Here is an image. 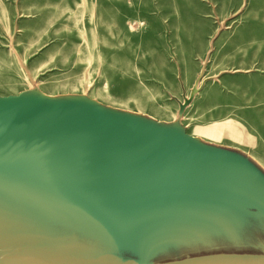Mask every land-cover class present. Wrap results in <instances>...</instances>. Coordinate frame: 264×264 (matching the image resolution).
<instances>
[{
	"label": "rangeland",
	"instance_id": "374dc122",
	"mask_svg": "<svg viewBox=\"0 0 264 264\" xmlns=\"http://www.w3.org/2000/svg\"><path fill=\"white\" fill-rule=\"evenodd\" d=\"M14 97L49 109L85 106L20 111L24 134L47 145L117 136L132 138L134 149L121 176L99 178L122 183L102 197L81 195L82 208L43 192L2 201L9 230L1 241L42 238L152 263L264 253L260 232L246 234L254 244L246 248L216 234L215 224L191 220L200 203L165 191L175 184L186 191L188 178L175 179L172 153L158 154L174 151L172 133L236 147L264 174V0H0V101ZM148 136L159 148L149 147ZM214 196L217 204L225 197Z\"/></svg>",
	"mask_w": 264,
	"mask_h": 264
},
{
	"label": "water",
	"instance_id": "95a60500",
	"mask_svg": "<svg viewBox=\"0 0 264 264\" xmlns=\"http://www.w3.org/2000/svg\"><path fill=\"white\" fill-rule=\"evenodd\" d=\"M14 99L0 101V203L4 200H22L23 193L29 191L43 192L63 202H75L82 208L81 201L85 199H82L81 195L91 193L102 197L108 186H118L122 183L116 179L103 182V178H99L106 174L121 176L118 170L125 165L124 160L129 156V149L130 153L134 149L132 138L129 140L128 137L110 136L92 140L79 136L69 137L59 145L51 142L47 145L38 134L33 135L30 131L24 134L20 111L24 107L40 105L37 109L44 114L46 111L71 110L72 107L85 106L70 102L48 105L49 109L40 103ZM46 116H42L40 121H44ZM166 134V139L169 137L177 140V146L173 148V152L167 151V154L162 148L159 149V157L165 159L168 153H172L169 156L175 159V165H179L174 172L175 179L179 174L188 180L186 191L182 185L179 187L177 184L164 186V189L168 187L165 191L171 190L170 193L181 195V199H184L190 195V191L205 185L209 176L222 174L217 170L223 163L218 153L200 147L194 140L184 139L172 133ZM148 137L144 138L149 147L159 148L156 138L152 140ZM118 144H124L126 152H118L115 146ZM158 169H163V164L158 166ZM168 195L169 193L166 197ZM97 205L102 206V201H98ZM1 225L5 224L0 220V231L8 232L9 229ZM12 227L9 232L17 228ZM17 238L14 241L0 240V264H264V254L245 252H212L155 263L138 262L90 253L91 251H77L74 250L76 248H66L68 246L48 239Z\"/></svg>",
	"mask_w": 264,
	"mask_h": 264
},
{
	"label": "crops",
	"instance_id": "0c3cea01",
	"mask_svg": "<svg viewBox=\"0 0 264 264\" xmlns=\"http://www.w3.org/2000/svg\"><path fill=\"white\" fill-rule=\"evenodd\" d=\"M201 143L195 142L221 156L223 163L217 170L222 174L209 176L205 185L189 192L191 204L200 203L191 220L199 224L206 220V225L213 223L218 227L214 231L221 233L224 240L235 243V246L251 248L254 244L244 242L251 239L246 234H264V174L236 147ZM219 193L225 195L221 204H217L220 200L214 196Z\"/></svg>",
	"mask_w": 264,
	"mask_h": 264
}]
</instances>
